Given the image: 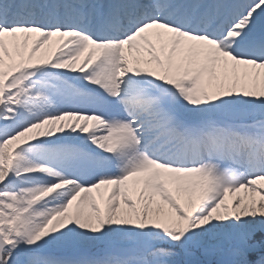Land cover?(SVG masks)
I'll use <instances>...</instances> for the list:
<instances>
[{"label":"snow or ice","instance_id":"snow-or-ice-1","mask_svg":"<svg viewBox=\"0 0 264 264\" xmlns=\"http://www.w3.org/2000/svg\"><path fill=\"white\" fill-rule=\"evenodd\" d=\"M0 264H264V0H0Z\"/></svg>","mask_w":264,"mask_h":264},{"label":"rangeland","instance_id":"rangeland-1","mask_svg":"<svg viewBox=\"0 0 264 264\" xmlns=\"http://www.w3.org/2000/svg\"><path fill=\"white\" fill-rule=\"evenodd\" d=\"M102 190H103V186H102V189H101V190L96 191L97 194H98V195H96L98 199L100 198V192H101ZM93 194L95 195V193H93Z\"/></svg>","mask_w":264,"mask_h":264},{"label":"bare ground","instance_id":"bare-ground-1","mask_svg":"<svg viewBox=\"0 0 264 264\" xmlns=\"http://www.w3.org/2000/svg\"><path fill=\"white\" fill-rule=\"evenodd\" d=\"M95 195H98L96 191H94Z\"/></svg>","mask_w":264,"mask_h":264}]
</instances>
